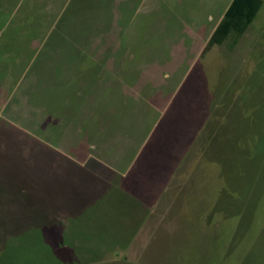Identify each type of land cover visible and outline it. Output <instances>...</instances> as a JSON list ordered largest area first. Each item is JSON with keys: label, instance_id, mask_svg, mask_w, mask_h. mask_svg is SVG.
<instances>
[{"label": "rangeland", "instance_id": "1", "mask_svg": "<svg viewBox=\"0 0 264 264\" xmlns=\"http://www.w3.org/2000/svg\"><path fill=\"white\" fill-rule=\"evenodd\" d=\"M232 1L0 0V252L43 263L12 236L49 207L58 264H264V0L235 47L204 52ZM103 168L188 184L151 249L163 216ZM75 172L102 191L67 217Z\"/></svg>", "mask_w": 264, "mask_h": 264}, {"label": "trees", "instance_id": "2", "mask_svg": "<svg viewBox=\"0 0 264 264\" xmlns=\"http://www.w3.org/2000/svg\"><path fill=\"white\" fill-rule=\"evenodd\" d=\"M262 5H263V0H233L229 9L226 11L224 17L222 18L220 24L212 34L204 52L206 53V51L211 49L213 46H222L230 39L233 40V46L235 47L249 30L251 24L253 23L257 14L259 13ZM104 170H105L104 172H107L108 169L105 168ZM63 175H64L63 173H61L60 175L61 182H63V180L65 179ZM106 175L113 177L114 180L119 178L117 174L114 172H111ZM80 177H81L80 173L77 172L73 173L72 175V179L74 183L73 188L70 187V189L65 190V188L60 186L61 192L63 194L66 193L71 194L72 202H74V204L71 205L74 208H76V211L75 210L65 211L62 208L61 209L62 213L67 214V217H71L75 212L78 215L80 210H81L80 213L85 214V212L89 211L96 203L99 202L98 201L95 204H93L97 194H99V190H101V188L98 187L95 188V184H93L94 182V179L92 178L93 176L85 181L80 179ZM79 183L84 184L82 190L81 189L79 190ZM75 187H77L76 191H75ZM51 189L58 191L57 187H53ZM40 191L42 192V189H40ZM77 196L79 197L77 198ZM44 197L45 195L42 198ZM35 199L38 200L39 197L35 196L34 200ZM76 199H80L83 201H81V203L79 202L75 203ZM48 206H50V204H48ZM48 208L46 209L47 214H45L47 215V220L44 223V225H37V226L32 225V228L29 232L20 231L12 236V237L18 236V238L20 239L23 236L31 233L32 237H34L36 247L39 248L38 251L43 254L44 262L41 263V261L37 259H30V261H28L27 258L25 260H22L20 256L21 248L16 247V244L18 242L15 243L14 242L15 239H13V243L8 242L6 244L5 243L3 244V249L0 252V264H58L60 259L66 255L65 253L67 252V247L62 245L63 244L62 240L65 237L64 236L65 229L63 226V222H60L61 219H58L57 215H55V213L50 212ZM153 209L154 207H151L150 211L152 212ZM218 211L219 210L217 208L214 214H216ZM39 213H40L39 211H36L34 215L38 216ZM209 223L210 225L212 224L210 219H209ZM44 229H48V238L45 239L43 235V233L45 234ZM154 243L156 244L155 239L151 244L150 249ZM22 246L24 247L25 251H28L30 244H26ZM156 249L157 248L155 247L154 252L157 251ZM10 250L12 251L10 252ZM10 253L13 255L12 257L10 256Z\"/></svg>", "mask_w": 264, "mask_h": 264}, {"label": "crops", "instance_id": "3", "mask_svg": "<svg viewBox=\"0 0 264 264\" xmlns=\"http://www.w3.org/2000/svg\"><path fill=\"white\" fill-rule=\"evenodd\" d=\"M133 172L134 171H132L131 173L129 172V174L127 173L126 175L116 173L117 176L119 177L116 179L117 190L119 189L118 191L123 192L122 194H125V195H128L129 197L134 198L136 196L133 195L132 191H134L135 193H137V191L130 189L129 186L131 185L132 187H134L137 180L141 181L140 192L137 193L139 195V198H136V200L138 199V202H139L140 211H143V210L145 211V209L150 210L151 207H154L152 214L154 212L155 213L157 212L163 216L162 218L163 223L159 225L157 233L154 235L155 242L157 243L165 235L164 230H163L164 227L165 228L173 227L174 218L176 217V214L179 213V209L176 210L178 208L177 206L178 197L182 192L185 191L188 184L184 183V180H182L181 177L176 178L177 176L175 173H170L166 181L158 180V183L156 184H162V185L159 189H155L151 185L147 186V183H145L146 177L148 178V175H145L143 179H141V178H138V176L135 175ZM119 183H120V188H118ZM123 183H125L126 188H124ZM173 183H177V184L181 183L183 184L184 188L178 192L174 188ZM96 187L100 188L99 186L95 184V188ZM101 191H102V188L101 190H99V194L101 193ZM148 213H151V211L150 212L148 211Z\"/></svg>", "mask_w": 264, "mask_h": 264}]
</instances>
